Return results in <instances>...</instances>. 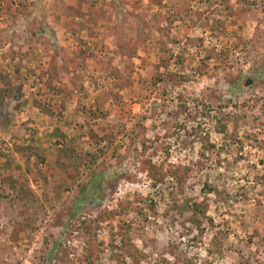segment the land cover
<instances>
[{"label":"rangeland","instance_id":"1","mask_svg":"<svg viewBox=\"0 0 264 264\" xmlns=\"http://www.w3.org/2000/svg\"><path fill=\"white\" fill-rule=\"evenodd\" d=\"M1 75L0 264H264V0H0Z\"/></svg>","mask_w":264,"mask_h":264},{"label":"trees","instance_id":"2","mask_svg":"<svg viewBox=\"0 0 264 264\" xmlns=\"http://www.w3.org/2000/svg\"><path fill=\"white\" fill-rule=\"evenodd\" d=\"M17 73H20L19 70H18V68H16V74ZM114 73H115V71H114ZM17 77H19V76H16L14 78H11V81H9V78H7L5 75H4V77L2 75L0 76V82L4 86V87L1 86L2 87V90L5 89L4 91H2L0 89V95L2 94V96H4L5 94H7V95H9V97L15 99L16 102H18L19 99L21 98V88H22L21 86H18L17 83H14L15 81H17ZM18 82H19V80H18ZM248 84H252V81L249 80L248 81ZM38 97H40L39 94L37 96H35L32 104H33L34 107L42 110L46 106V101L44 99H41V98H38ZM16 105H17V103H16ZM5 108L8 109L9 108L8 105ZM10 120H11V118H10ZM10 120H9V117H8L4 121L3 124L6 125V126L9 125ZM60 153L61 154L59 156H61V158H63L62 156H66V151H60ZM71 159L72 158L70 156L68 158V160L70 161ZM63 164L64 163H62V161L58 162V165L61 168H63V166H64ZM189 210L192 213L190 215V220L195 225L199 222V220H201L202 218H204L206 216L205 210L202 209L201 206L198 205V204L191 205V208ZM186 212H187V209H186Z\"/></svg>","mask_w":264,"mask_h":264}]
</instances>
